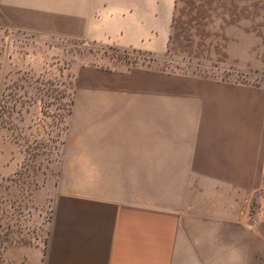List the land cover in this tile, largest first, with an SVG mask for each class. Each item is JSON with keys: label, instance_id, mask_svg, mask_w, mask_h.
I'll return each instance as SVG.
<instances>
[{"label": "crops", "instance_id": "1", "mask_svg": "<svg viewBox=\"0 0 264 264\" xmlns=\"http://www.w3.org/2000/svg\"><path fill=\"white\" fill-rule=\"evenodd\" d=\"M261 7L0 0V25L264 70ZM20 186L7 264H264L263 85L82 65L49 196Z\"/></svg>", "mask_w": 264, "mask_h": 264}, {"label": "rangeland", "instance_id": "2", "mask_svg": "<svg viewBox=\"0 0 264 264\" xmlns=\"http://www.w3.org/2000/svg\"><path fill=\"white\" fill-rule=\"evenodd\" d=\"M222 8L226 10L214 7ZM231 9L234 13L239 11V7ZM0 41H3L0 49V219L7 224L13 220L14 197L21 184L22 188L49 196L54 176L51 174L44 180L42 171L33 169L41 161L44 168L47 161L42 157L55 155L60 150L67 118L69 91L66 85L71 81L74 64L112 69L128 65L120 59L115 46L105 45L112 43H94L1 25ZM127 55L132 59L135 56V65L164 67L179 72L170 74L181 76L186 75L180 73L193 74L205 69L220 73L229 70L232 71L230 80L235 81L243 73L250 82L264 88V74L260 72L231 70L222 65L214 67L186 57L160 58L144 52ZM38 151L42 152L40 157ZM0 254L1 264H7L5 261L11 253L4 244H0Z\"/></svg>", "mask_w": 264, "mask_h": 264}, {"label": "trees", "instance_id": "3", "mask_svg": "<svg viewBox=\"0 0 264 264\" xmlns=\"http://www.w3.org/2000/svg\"><path fill=\"white\" fill-rule=\"evenodd\" d=\"M94 42V41H92ZM94 43H97V42H94ZM108 48H114L115 46V50H117L116 52H118L119 57L120 59L125 62L128 66L126 67L127 69H130V68H134V67H141V68H147V69H154V70H160V71H163V72H167V73H179V72H174V71H171L169 69H166V68H153V67H148V66H142V65H135L136 63V60L134 59L135 56H133V59L130 58L127 54L129 53H148V54H152V55H155L157 57H160V58H165V57H170V58H183L185 56H180V55H176V54H173L171 53L169 50H166L164 52H159V53H154V52H151V51H147V50H142V49H137V48H134V47H125V46H120V45H116V44H105ZM10 46H11V42L8 46V52L10 51ZM3 48V41H0V49L2 50ZM10 53V52H9ZM75 53V51H74ZM186 58H189V57H186ZM191 60H194L198 63H201V64H208V65H212V66H221L219 65L218 63L216 62H211V61H205V60H199V59H193V58H189ZM82 65H90V66H93V64H79V65H76L74 64V70H73V73L71 75V81L68 85H66V87L68 88V98H67V103H68V106H67V109H66V112H67V116L69 114V111L71 109V104H72V95L74 93V88H75V83H76V77H77V72H78V69L80 66ZM101 67V66H99ZM104 68V66H103ZM105 68H109V67H106ZM227 68L231 69V70H234V69H237L239 71H241L242 69H245V70H248V71H251V72H260V73H263L264 74V70H258V69H250V68H242V67H238V66H234V65H229L227 66ZM121 69H124V68H121ZM232 71H229L227 70L226 72H222L220 73L219 71H216V70H210V71H207L206 69L205 70H202L201 72H195V73H190V74H185V73H180V74H184V75H193L195 77H199V78H205V79H215V80H223V81H228L230 79V75ZM240 73V72H239ZM239 76L237 79L240 80L241 82H245V83H248V84H253V85H256V86H259V83H252L250 82L246 77H244L243 73H240ZM2 95V94H1ZM1 112V111H0ZM67 120V118H66ZM64 135H65V132H66V123H65V128H64ZM64 135H63V138H64ZM63 141V139H62ZM62 143V142H61ZM61 148V146H60ZM40 154H42L41 151H38V155L40 157ZM44 160H46L47 162L44 164V168H42V162L41 163H38L37 166H34V169L35 170L36 168L38 170H41L42 173L44 174L43 176V179L46 180V178L48 176H56L57 174V167H58V162H59V158H60V150H58V153L55 154V155H44L42 157ZM54 162V163H53ZM56 164L55 168H51V165H54Z\"/></svg>", "mask_w": 264, "mask_h": 264}, {"label": "built area", "instance_id": "4", "mask_svg": "<svg viewBox=\"0 0 264 264\" xmlns=\"http://www.w3.org/2000/svg\"><path fill=\"white\" fill-rule=\"evenodd\" d=\"M253 215L255 217H264V205H260L254 208Z\"/></svg>", "mask_w": 264, "mask_h": 264}]
</instances>
